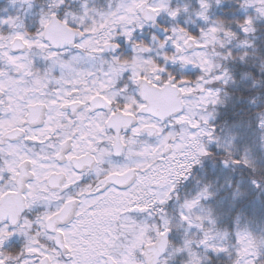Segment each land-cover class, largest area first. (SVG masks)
<instances>
[{
	"label": "snow or ice",
	"instance_id": "6c2138e0",
	"mask_svg": "<svg viewBox=\"0 0 264 264\" xmlns=\"http://www.w3.org/2000/svg\"><path fill=\"white\" fill-rule=\"evenodd\" d=\"M10 120L0 264H264V0H19L0 15Z\"/></svg>",
	"mask_w": 264,
	"mask_h": 264
},
{
	"label": "flooded vegetation",
	"instance_id": "af4514ba",
	"mask_svg": "<svg viewBox=\"0 0 264 264\" xmlns=\"http://www.w3.org/2000/svg\"><path fill=\"white\" fill-rule=\"evenodd\" d=\"M37 8L46 2V0H35ZM72 0H69V3L71 4ZM97 6L104 8L106 7L107 0H96ZM19 8V0H17V4L15 7L12 6L11 0H0V15H7L9 13H15L16 10ZM6 10V11H5ZM26 95V91L24 89L20 90H14L13 92V99L11 100V113H14L17 120L21 118H27L25 114V109L22 107V101L19 100L20 96ZM156 103L158 106L162 108H167L171 105L172 100L169 97L166 96H160L156 98ZM41 119L40 115L37 114L34 118L33 127L39 126V120ZM16 127L15 121H8V123H2L0 124V137H3L8 141V143L16 144L18 142V138L15 136L14 128ZM25 143L29 144L30 147H32V142L25 141ZM41 149V145L39 143H36L34 145V150L39 152ZM113 160L123 163L122 157H113ZM85 180L87 183L95 185L96 183V177L94 174H90L85 177ZM137 181V177L134 175H129L128 179L124 181L125 184H134ZM111 194H116L115 192H110ZM123 203V201L119 200L118 205L120 206ZM105 205H107V200ZM136 215L137 218H139L138 214Z\"/></svg>",
	"mask_w": 264,
	"mask_h": 264
},
{
	"label": "rangeland",
	"instance_id": "374dc122",
	"mask_svg": "<svg viewBox=\"0 0 264 264\" xmlns=\"http://www.w3.org/2000/svg\"><path fill=\"white\" fill-rule=\"evenodd\" d=\"M119 199L116 198V194H108L107 198V205H104L105 213L110 214L112 211H114L118 205Z\"/></svg>",
	"mask_w": 264,
	"mask_h": 264
},
{
	"label": "trees",
	"instance_id": "16d2710c",
	"mask_svg": "<svg viewBox=\"0 0 264 264\" xmlns=\"http://www.w3.org/2000/svg\"><path fill=\"white\" fill-rule=\"evenodd\" d=\"M223 111H224V110L221 109V112H222V113H223ZM219 119H220V118H218V122H219ZM221 195H224V193H221ZM260 198H261L262 200H264V193H261V194H260Z\"/></svg>",
	"mask_w": 264,
	"mask_h": 264
}]
</instances>
